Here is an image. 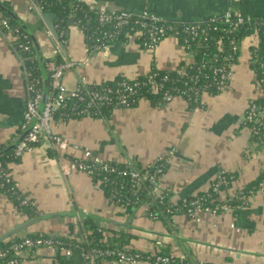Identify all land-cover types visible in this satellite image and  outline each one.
Here are the masks:
<instances>
[{
    "label": "crops",
    "instance_id": "0c3cea01",
    "mask_svg": "<svg viewBox=\"0 0 264 264\" xmlns=\"http://www.w3.org/2000/svg\"><path fill=\"white\" fill-rule=\"evenodd\" d=\"M70 1L97 9L131 12L148 9L167 21H201L229 8L249 19H264V0ZM0 3L13 12L18 19L13 18L31 34L38 46L34 50L39 64L42 61L47 66L49 61L56 59L52 54V43L55 50V42L47 33L48 24L39 17L30 0H0ZM5 13L11 16L0 8V147L11 146L22 135L28 100L27 56L24 57L27 52H18L17 37L9 34L2 25ZM68 30V59L79 62L90 53L93 56L88 64L65 69L63 82L68 89L77 88L83 78L100 84L120 76L137 77L152 67L175 68L193 58L174 34L163 38L154 52L132 36L127 41L112 42L106 53L101 49L90 51L86 36L83 40L78 32ZM256 41L254 36L243 41L227 89L218 94L204 93L199 107L181 96L162 104L142 98L137 105L115 108L103 118L56 119L58 135L70 138L80 146L79 149L72 148L73 155L66 154L81 157L83 148L88 147L107 160L140 167H148L157 158L164 157L166 169L159 178V185L169 190L179 205L190 196L207 191L224 171L236 175L233 187L226 191L228 194L246 187L264 171V147L254 142L251 130L245 124L249 106L262 95L251 65L250 46ZM47 146L36 145L10 165L13 178L34 201L36 215L31 217L25 212V215H18L21 210L5 196H0V237L25 224L28 225L11 235L27 237L44 232L53 237L81 236L82 219L93 216L104 228L113 225L135 233L138 238L134 247L141 250L153 249L152 238L146 234L156 233L165 237L161 239L164 245L178 256L219 264L227 260L232 264H264V188L248 197L242 207L216 215L199 212L197 217H185L179 210L171 218L158 220L147 215L148 206L145 205L143 212L127 216L126 222L114 219L110 224L107 222L109 217L104 219L102 216L105 193L85 173L73 172L64 176L61 155ZM19 259L18 264H94L78 251L68 255L65 250L48 246L25 249Z\"/></svg>",
    "mask_w": 264,
    "mask_h": 264
},
{
    "label": "trees",
    "instance_id": "16d2710c",
    "mask_svg": "<svg viewBox=\"0 0 264 264\" xmlns=\"http://www.w3.org/2000/svg\"><path fill=\"white\" fill-rule=\"evenodd\" d=\"M40 6L43 14L55 13L57 19L55 26L57 30V36L67 41L66 31L70 28V25H76L86 36L87 42L90 46V51L100 49L98 46L103 47L104 44H111L116 40H129L132 36H136L137 40L142 46L147 47L146 43L150 42V35L148 34V28H142L140 18L136 15L130 23L125 25L119 34L111 37L107 36L114 29L112 25H102L99 21V11L97 8H91L84 3L74 2L71 4L70 0H35ZM233 12L232 21L236 24V12L231 8ZM225 13L220 15H214L207 17L201 21L183 22L179 20H169L167 24V34H175L179 32L180 43L183 45L187 52L194 53V59L191 61H183L177 67L164 69L152 67L147 73L141 74L137 77L120 76L114 80H109L102 83H86L79 88L80 95H84L85 99L80 100V97L71 98L66 104L57 108L53 112V117L62 121L78 120L86 116H92L97 118H103L105 115L110 114L113 109L118 108L117 103L112 102H99L96 107L87 108L89 97L86 94V90H101L106 91L112 89L114 92L119 89L120 82L126 80L133 85L138 83L136 89L137 92L130 96V104L127 107H132L138 104L142 98H149L155 103H164L162 97L164 96V90H171L175 92V88H179V92L175 96H181L189 98L187 100L193 105H202V98L204 93L218 94L217 80L215 78V70L217 68H225L226 70H233L234 64L237 62L241 55V47L243 40L249 37H255L257 41L250 46L251 65L257 74V81L262 83V95L259 100L254 101L252 104L257 105L258 110L264 111V19L254 20L252 18H246L245 24L235 25L232 22H227ZM3 18H8L11 29L5 28L9 34L17 37L16 45L26 42L24 34L28 31L24 26L19 24L17 20L5 13ZM2 18V19H3ZM73 18V23L71 19ZM195 23H199L198 30L200 35L194 38L192 34L185 31V26H191ZM169 26L172 29H169ZM143 30V32L141 31ZM205 30V32H202ZM165 36V37H166ZM164 37V38H165ZM184 37H188L189 42H184ZM30 39V37H29ZM32 39V38H31ZM67 44V43H66ZM32 50L28 52L26 58V67L32 73L33 77L39 79V88L41 91L44 89V83L42 78V69L39 64V60L34 50V46L31 44ZM235 47L236 50H235ZM22 53V52H21ZM57 61L61 59L58 57ZM184 71V72H183ZM167 76V80L164 78ZM191 77H197V81H190ZM163 82L164 88L156 92L153 91V85L155 83ZM199 90V99L196 101L195 91ZM54 95L52 90L49 91V96ZM116 101V100H115ZM251 104V105H252ZM250 105V106H251ZM249 108L246 112L248 114ZM90 113V114H89ZM245 116V124L251 130L252 138L254 142L258 143L260 147H264V116H258L256 120L249 121ZM42 142H37L34 145H40ZM51 150L52 148L49 147ZM15 147L2 146L0 147V174L5 171V174L0 177V196H5L12 204L19 210L28 213L31 217L36 215L35 206L21 204V199L25 198L27 193L23 192L17 187H14V180H7L6 173L11 177V163L19 160L21 157H16L14 154ZM83 152V151H82ZM95 153V152H94ZM97 154V153H95ZM67 155V154H66ZM69 159H83L81 157L69 156ZM107 160V159H106ZM116 167L115 172H107L104 170H95L92 174V179L95 184L100 181L99 185L102 191H104L106 197L117 206L123 209L124 214L130 217L140 209V207L148 206L147 215L153 219L164 220L171 218L177 211H183L187 213L190 202L196 198H201L207 205L217 206L218 204L226 203L229 205L230 210H235L242 207L248 202V197L253 196L259 190L264 188V171L252 181L246 187L236 190L232 195L227 192L233 187V183L236 180V175L233 172H222L221 176L227 179L226 184L219 186L216 191L215 186L219 180V177L214 181L213 185L207 190L200 192L196 195L190 196L185 199L181 204L183 209H180L177 202L173 200L171 192L165 188H160V192H155L154 188L159 184V178L165 172L166 159L162 161L154 162L148 166L151 169V173L156 171L157 165L163 164V172L157 175V180L151 182L150 180H144L141 184L136 185L132 181L128 162L119 163L116 161L107 160ZM89 163V161H88ZM141 170L146 167H140L135 165ZM220 175V174H219ZM218 175V176H219ZM227 191V192H226ZM227 193L226 196L224 193ZM82 235L70 236V237H55L54 240L58 243L62 249H71L72 251H78L87 261H90L96 257L97 264L103 260L113 263L118 258L117 253L124 252L129 255H139V260L148 264H219L216 262H205L196 260L190 257H182L173 254L167 246L164 245L161 239L154 241L155 246L152 250H141L135 248L132 245L134 239L138 238L135 233H129L122 227L119 229L104 228L101 226V222L98 218L93 216H86L81 221ZM101 230L102 232H99ZM111 233L108 234L107 232ZM27 237H53L41 234H29ZM25 237H17L11 235L6 239L0 241V250L10 251L11 256H15L12 252V245L20 242ZM161 240L162 245H157V241ZM107 250L114 251L113 254H100L99 251L106 252ZM158 256H170L168 262L162 260L157 261ZM221 264H232L230 260H227Z\"/></svg>",
    "mask_w": 264,
    "mask_h": 264
},
{
    "label": "built area",
    "instance_id": "2783aa9c",
    "mask_svg": "<svg viewBox=\"0 0 264 264\" xmlns=\"http://www.w3.org/2000/svg\"><path fill=\"white\" fill-rule=\"evenodd\" d=\"M31 6L33 9L38 13L39 17L42 20H45L44 14L41 11L40 6L36 3L35 0H30ZM99 21L102 25H112L113 31L111 33H108L107 36H115L120 33L121 29L130 23V20H132L136 15L140 18L138 22H140L142 28H148V34L150 35V42L146 43L148 49L155 50L156 47L159 45V43L163 40V38L166 36L168 28L167 24L168 21L152 12H150L148 9H144L140 12H131L125 9L115 10V9H105V8H99ZM236 24L233 23V12L231 8L226 10L225 18L227 22H232V24L235 25H242L245 24L246 19L241 14H236ZM2 25H4L5 28L11 29L9 19L3 18L2 19ZM199 23H195L191 26H185V31L189 34H192L193 37H197L200 35V32L198 30ZM169 29L171 30L172 27L169 26ZM143 32V30H141ZM202 32H205V30H202ZM47 33L53 37V40L55 42V50L54 54L56 59H53L47 63V69L50 71V87L51 90L54 92V95H51L48 97L47 103L45 105L44 110L42 113L39 112L41 100L43 97V91L39 88V79L33 77L32 73L26 68V90L28 94V100H27V110L25 113V119L22 124V131L24 132L28 128L30 130L28 131L26 137L21 140L17 146H15L14 154L16 157H22L26 152L32 151L35 147V143L42 142L44 144H47V147H51L52 149L57 150L59 147L62 150H67L69 147H72L74 149H79L80 146L77 143L71 142L67 137L61 136L58 134H54L51 127H50V119L53 117V112L61 107L63 104H66L67 101L71 98L80 97V100H84L85 96L80 95L79 88L81 85L88 83L84 78L79 83L78 87L75 89H68L66 85L63 82V75L64 71L67 68H70L76 64L85 65L92 61L93 56L90 53L87 57H85L82 61L74 62L68 59L67 57V50H66V43L67 41L62 39L60 36H57L49 26H47ZM174 35L178 36L179 32L177 31ZM29 33L24 34V39L26 42L19 44V50L18 52H30L32 50L31 44L33 45L32 39L30 37ZM188 37H184V42L187 44L189 42ZM110 44H104L103 47H99L101 50H104L106 53L109 50ZM237 47H235L236 50ZM194 59V53L190 52ZM60 58L61 61L58 62L57 58ZM184 72V71H183ZM233 70H226L223 68H217L215 70V78L217 80V90L219 92L224 91L229 86V83L232 79ZM164 80H167V76L164 78ZM190 81L195 82L197 81V77H191ZM259 86L262 89V83L258 82ZM138 83H134L131 85L128 83V81L124 80L120 82L119 89H117L115 92L112 89H107L106 91H101L98 89L95 90H86V94L89 97L88 106L86 109L91 107H96L99 102H112L114 101L117 103V106L119 107H127L130 104V96L135 94L137 92ZM153 91L156 92L158 90H161L164 88L163 82H157L153 85ZM176 93L179 92V88L174 89ZM175 92H172L171 90H164L163 93V101L164 103L170 102L175 97ZM195 100L197 101L200 97L199 90L195 91ZM191 96L189 98H186V100H190ZM116 100V101H115ZM201 106V105H200ZM90 114V113H89ZM258 116H264V111H260L257 109L256 104H252L249 106V111L247 114V119L249 121L256 120ZM37 119V121L33 123V121ZM258 119V118H257ZM60 166L61 170L64 176H69L73 172H82L90 177H92V174L95 173V170H104L107 172H115L116 167L112 164L107 162V160L98 155L95 154L90 148L86 147L83 148V159H69L66 155V153L60 154ZM164 157H159L155 162L164 160ZM89 161V163H88ZM128 165L131 167L129 168L128 173L131 176V179L133 182H135L136 185L141 184L144 180H150L151 182H154L157 180V175L159 173L163 172V164L157 165L156 171L154 173H151V169L148 167L143 168L141 170L137 166H135L132 163H128ZM0 163V167H1ZM5 174V171H2L0 174V177ZM7 180H14V187L21 189L20 183L13 178V176H9L6 173ZM219 180L216 183L215 189L216 191L219 189V186L222 184L227 183V179L224 176H221V174L218 176ZM100 181L96 184V186L100 188L99 185ZM160 185L158 184L155 186L154 191L160 192ZM21 204L24 205H32L34 206V201L29 197L26 196L25 198L21 199ZM191 207L187 210V215L191 217H197V214L199 212H209L214 215L220 213L221 211H227L230 210L229 205L226 203L218 204L217 206H211L205 204L201 198H196L190 202ZM17 208V207H16ZM180 209H183V205L179 206ZM59 243V242H58ZM56 240H54V237H25L20 242H17L12 245V252L15 253V256L10 255V251L8 250H0V264H18L20 261V254L25 249H39L42 246H48L49 248L57 249L62 247H59ZM157 245H162V241L158 240ZM65 250L66 254L71 255L72 250L71 249H62ZM100 254H113L114 251L107 250L106 252L99 251ZM118 258L113 261V264H139L141 261L139 260V255H129L124 252L117 253ZM164 261L168 262L170 260V256H158L157 261ZM92 263L96 264V257L94 255V258L91 260Z\"/></svg>",
    "mask_w": 264,
    "mask_h": 264
},
{
    "label": "rangeland",
    "instance_id": "374dc122",
    "mask_svg": "<svg viewBox=\"0 0 264 264\" xmlns=\"http://www.w3.org/2000/svg\"><path fill=\"white\" fill-rule=\"evenodd\" d=\"M27 7H28V9H29V4H28V2H27ZM30 10V9H29ZM35 16H36V20L38 21V16H37V14H34ZM70 29H71V32L73 31H75V32H78L79 33V35L80 36H83V40H84V36H85V34L82 32V31H80L79 29H78V27L76 26V25H70ZM40 34H42V32L39 30L38 31ZM70 38V37H69ZM70 40V39H69ZM247 39H245V41H246ZM244 41V40H243ZM252 41V40H251ZM251 41H250V43H251ZM52 51H53V55H54V44L52 43ZM151 51H153V50H151ZM154 52V51H153ZM206 94H209V93H206ZM117 109V108H116ZM115 110V109H114ZM55 122H56V119L54 118V117H52L51 119H50V121H49V123H50V127H51V129H52V131H53V133L54 134H58V132H57V130H56V125H55ZM249 129V128H248ZM251 132V131H250ZM251 136H252V133H251ZM71 142H74L73 140H71L70 138H68ZM74 143H76V142H74ZM78 144V143H77ZM41 146L42 145H44V144H40ZM39 146V145H38ZM84 146H88V145H84ZM57 150H58V152H59V154H63V153H67V154H71V155H73L74 154V151H72L73 149H72V147H69L67 150H62V149H60L59 147L57 148ZM106 159V158H105ZM13 163H11V165H12ZM10 168H11V166H10ZM103 192V194H104V191H102ZM104 198H105V201L106 202H104V209H105V212H103L102 213V216H103V218L105 219V218H107V217H109V221H107V220H105V221H107V222H109L110 224H113L114 223V219H118V220H123L124 222H126L127 220H128V217L126 216V214H124V213H122L123 212V209L120 207V206H117L116 204H114V203H112L105 195H104ZM143 210H144V208L143 207H140V209H138V211L136 212V214H139V213H141V212H143ZM18 215H20V214H24L25 215V213L24 212H21V211H19L18 213H17ZM183 215L185 216V217H187V214L186 213H183ZM74 220L75 221H77V219H76V216H74ZM104 221V222H105ZM107 222H105V225L107 224ZM110 229H119L118 227H115V226H113V225H110ZM79 230H80V228H79V226H78V224H77V233L79 232ZM108 234H110L111 232L110 231H108L107 232ZM40 234L43 236V235H48V236H52V234H50V233H44V232H40ZM148 235H150V237L152 238L151 239V247L152 248H154V246H155V243H154V241L155 240H157V239H162V238H165L164 236H158L156 233H148V234H146V236H148ZM145 236V235H144ZM79 237V236H78ZM80 238H81V236H80ZM136 239H134L133 240V242H132V245L131 246H136V242L134 243V241H135ZM163 240V239H162ZM173 253H176L175 251H172ZM176 255V254H175ZM202 261H205V262H214V261H206V260H202ZM103 262V264H111V262L110 261H107V260H103L102 261ZM141 264L143 263V262H140ZM124 264H127V263H124ZM144 264V263H143Z\"/></svg>",
    "mask_w": 264,
    "mask_h": 264
},
{
    "label": "water",
    "instance_id": "95a60500",
    "mask_svg": "<svg viewBox=\"0 0 264 264\" xmlns=\"http://www.w3.org/2000/svg\"><path fill=\"white\" fill-rule=\"evenodd\" d=\"M0 8H1L2 10H4V11L8 12L12 17L18 19L17 16H16L13 12H11V11L8 10L7 8L3 7V6L1 5V3H0ZM44 18H45V20H46L48 26L51 28V30H52L55 34H57V30H56V26H55V21H56V19H57V15H56L55 13H46V14H44ZM71 23H73V18L71 19ZM24 27H25V26H24ZM26 30H27V29H26ZM27 31H28V30H27ZM28 33H29V32H28ZM29 34H30V33H29ZM66 34H67V36H69L70 31L67 30V31H66ZM30 36H31V34H30ZM31 38H32V36H31ZM32 41H33V38H32ZM33 46H34V48H38L37 44H36V45L34 44V41H33ZM26 56H27V55L24 54V57H26ZM40 66H41V69H42V78H43V83H44L43 97H42L41 104H40V109H39V112L42 113V111L44 110L45 105H46V103H47L48 97H49V91L51 90V87H50V74H51V73H50V71L47 69V66H46V63H45V62H42V61H41V62H40ZM36 121H37V119H35V120L33 121L32 124H34ZM29 130H30V128H28L27 130H25V131L22 133V135L20 136V138H19L14 144L11 145V148L17 146V144H18L21 140H23V139L26 137V135H27V133H28ZM25 225L27 226L28 224H25ZM25 225H23V226H19V227L16 228L15 230H13V231H11V232H8L7 234L1 236V237H0V241H1L3 238H5V237L11 235L14 231H18V230H20V228L25 227Z\"/></svg>",
    "mask_w": 264,
    "mask_h": 264
}]
</instances>
